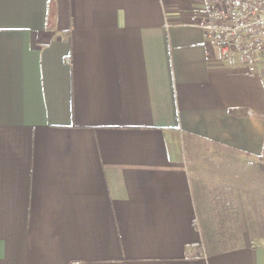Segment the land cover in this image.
<instances>
[{
	"label": "crops",
	"instance_id": "obj_1",
	"mask_svg": "<svg viewBox=\"0 0 264 264\" xmlns=\"http://www.w3.org/2000/svg\"><path fill=\"white\" fill-rule=\"evenodd\" d=\"M223 2L0 0V264H264L263 75L191 21Z\"/></svg>",
	"mask_w": 264,
	"mask_h": 264
},
{
	"label": "built area",
	"instance_id": "obj_2",
	"mask_svg": "<svg viewBox=\"0 0 264 264\" xmlns=\"http://www.w3.org/2000/svg\"><path fill=\"white\" fill-rule=\"evenodd\" d=\"M191 21L204 30L227 66L241 61L248 73L260 72L264 62V0H224L220 6L209 3Z\"/></svg>",
	"mask_w": 264,
	"mask_h": 264
},
{
	"label": "trees",
	"instance_id": "obj_3",
	"mask_svg": "<svg viewBox=\"0 0 264 264\" xmlns=\"http://www.w3.org/2000/svg\"><path fill=\"white\" fill-rule=\"evenodd\" d=\"M263 75V79H264V72H262ZM259 166L260 169L262 170V172L264 173V150H263V154L261 156L260 162H259Z\"/></svg>",
	"mask_w": 264,
	"mask_h": 264
},
{
	"label": "rangeland",
	"instance_id": "obj_4",
	"mask_svg": "<svg viewBox=\"0 0 264 264\" xmlns=\"http://www.w3.org/2000/svg\"><path fill=\"white\" fill-rule=\"evenodd\" d=\"M261 72H264V62L262 63V65H261ZM216 247H220V246H216ZM227 247V246H226Z\"/></svg>",
	"mask_w": 264,
	"mask_h": 264
}]
</instances>
